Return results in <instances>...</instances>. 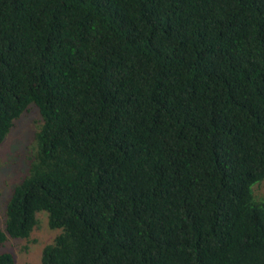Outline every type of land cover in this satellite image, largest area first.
<instances>
[{"label": "trees", "instance_id": "obj_1", "mask_svg": "<svg viewBox=\"0 0 264 264\" xmlns=\"http://www.w3.org/2000/svg\"><path fill=\"white\" fill-rule=\"evenodd\" d=\"M30 107L0 244L45 211L40 264H264V0H0V144Z\"/></svg>", "mask_w": 264, "mask_h": 264}, {"label": "rangeland", "instance_id": "obj_2", "mask_svg": "<svg viewBox=\"0 0 264 264\" xmlns=\"http://www.w3.org/2000/svg\"><path fill=\"white\" fill-rule=\"evenodd\" d=\"M36 107H30L27 112L15 122L13 128L0 144V230H4L5 207L14 183L26 172L25 158L20 153L27 154L31 145V137L39 123ZM19 155V156H18ZM256 194L264 197V185L255 188ZM36 226L27 239L7 237L0 244V250L10 252L16 264H40L42 248L53 241L59 233L58 229H50L47 224V213H36Z\"/></svg>", "mask_w": 264, "mask_h": 264}]
</instances>
